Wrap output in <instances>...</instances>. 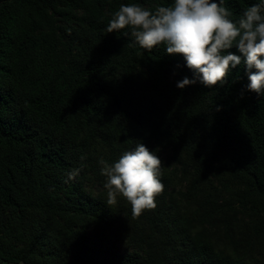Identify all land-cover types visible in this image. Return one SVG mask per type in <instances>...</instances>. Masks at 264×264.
<instances>
[{"label": "trees", "instance_id": "trees-1", "mask_svg": "<svg viewBox=\"0 0 264 264\" xmlns=\"http://www.w3.org/2000/svg\"><path fill=\"white\" fill-rule=\"evenodd\" d=\"M131 3L171 0H0V264H264V97L242 65L177 88L182 54L107 32ZM139 143L177 166L133 217L101 161Z\"/></svg>", "mask_w": 264, "mask_h": 264}, {"label": "clouds", "instance_id": "clouds-1", "mask_svg": "<svg viewBox=\"0 0 264 264\" xmlns=\"http://www.w3.org/2000/svg\"><path fill=\"white\" fill-rule=\"evenodd\" d=\"M223 4L224 0H171L155 9L122 4L107 32L131 35L147 51L163 47L168 54H182L193 75L177 81L179 89L197 83L206 88L223 86L242 65L248 79L244 90L264 97V0L249 5L238 19ZM101 163L108 204L122 196L130 203L133 217L156 207L164 185L162 162L155 150L139 143L113 163Z\"/></svg>", "mask_w": 264, "mask_h": 264}, {"label": "rangeland", "instance_id": "rangeland-1", "mask_svg": "<svg viewBox=\"0 0 264 264\" xmlns=\"http://www.w3.org/2000/svg\"><path fill=\"white\" fill-rule=\"evenodd\" d=\"M159 151H160L159 157L161 159L162 166H165V167L170 166L173 168L175 166H177L173 160L172 151L170 148H159ZM87 187H88V189H91V190L93 189L94 193H97V192L102 190L101 186L98 183H96L95 181H94V183H87ZM178 188L186 190L184 184ZM103 256H107V254L104 253L103 255L100 256V258H102Z\"/></svg>", "mask_w": 264, "mask_h": 264}, {"label": "crops", "instance_id": "crops-1", "mask_svg": "<svg viewBox=\"0 0 264 264\" xmlns=\"http://www.w3.org/2000/svg\"><path fill=\"white\" fill-rule=\"evenodd\" d=\"M9 264H25V263H23V262H20V263H9Z\"/></svg>", "mask_w": 264, "mask_h": 264}]
</instances>
